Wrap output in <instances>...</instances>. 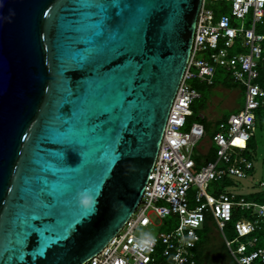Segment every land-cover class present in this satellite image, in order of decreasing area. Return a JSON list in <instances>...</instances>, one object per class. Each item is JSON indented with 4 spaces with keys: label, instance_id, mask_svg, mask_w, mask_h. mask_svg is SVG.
<instances>
[{
    "label": "water",
    "instance_id": "water-1",
    "mask_svg": "<svg viewBox=\"0 0 264 264\" xmlns=\"http://www.w3.org/2000/svg\"><path fill=\"white\" fill-rule=\"evenodd\" d=\"M202 0H0V264H83L143 197Z\"/></svg>",
    "mask_w": 264,
    "mask_h": 264
},
{
    "label": "built area",
    "instance_id": "built-area-1",
    "mask_svg": "<svg viewBox=\"0 0 264 264\" xmlns=\"http://www.w3.org/2000/svg\"><path fill=\"white\" fill-rule=\"evenodd\" d=\"M263 21L264 0H202L187 68L141 202L116 236L83 264H196L195 249L207 223L222 232L237 264H264V247H258V234L264 233V181L254 200L209 191L212 183L230 175L248 177L254 168L250 143L257 111L264 107L259 82L264 33L258 30ZM235 45L240 52H232ZM219 68L246 85L245 106L219 123L213 135L215 159L199 163L194 149L204 140L207 126L206 116L199 113L187 127L194 103L202 97L191 81L200 78L213 85ZM239 209L252 211L253 217H239L234 223L237 236L229 240L225 227ZM153 214L163 220L162 229L156 235L138 236L139 228L154 224Z\"/></svg>",
    "mask_w": 264,
    "mask_h": 264
},
{
    "label": "rangeland",
    "instance_id": "rangeland-1",
    "mask_svg": "<svg viewBox=\"0 0 264 264\" xmlns=\"http://www.w3.org/2000/svg\"><path fill=\"white\" fill-rule=\"evenodd\" d=\"M210 7L216 9L217 4H212ZM249 20L246 21L247 25H250ZM240 51L241 48L238 45H235L232 49L233 53ZM218 70L219 72L213 85L202 82L200 78H195L191 81L193 86L203 94V97L195 101L193 109L205 115L207 120V124L205 123L207 125V134L204 140L194 149V159L199 163L215 159L216 146L213 142V135L218 130L219 123L232 114L239 112L245 106L246 85L242 81L235 80L233 75L227 73V71L221 68ZM194 119L195 117L190 118L187 127L190 126ZM253 140L255 145L250 148V156L254 163V168L250 175L245 178L230 175L227 180L212 183L209 188L211 193L226 192L234 195L236 200H240L242 197L254 200L256 195L262 191L261 182L264 181V127H257ZM239 217L252 218L253 212L246 209H239V212H236L233 221L225 227V235L229 240H233L237 236L234 223ZM151 218L154 224L139 228L136 232L138 236L156 235L162 229L160 226L163 220L154 214L151 215ZM260 232L263 233V231ZM206 236L208 244L204 248V264H236L222 232L217 229L214 223L209 225ZM259 236L261 239L262 234ZM236 246L237 243H234L233 247L236 248Z\"/></svg>",
    "mask_w": 264,
    "mask_h": 264
},
{
    "label": "trees",
    "instance_id": "trees-1",
    "mask_svg": "<svg viewBox=\"0 0 264 264\" xmlns=\"http://www.w3.org/2000/svg\"><path fill=\"white\" fill-rule=\"evenodd\" d=\"M261 29V31H260ZM258 30L260 32H263L264 33V21L262 24L259 25V28ZM259 69H260V77H259V82L261 83V85L264 87V55H263V59L261 60V63L259 65ZM219 72V70H218ZM218 72H217V75H218ZM216 75V77H217ZM215 77V78H216ZM215 83V82H214ZM202 97H203V94H202ZM195 105V103H194ZM257 127H264V107L263 108H260L258 111H257ZM199 114V112H197L196 110H194V116L193 117H197ZM205 123H206V119L204 120ZM207 124V123H206ZM207 126V125H206ZM254 139V138H253ZM255 145V141L252 140V142L250 143V147L254 146ZM216 156V155H215ZM209 162V161H208ZM172 220V219H170ZM237 220V219H236ZM235 220V221H236ZM165 229H169V228H166ZM209 229V224L207 223L204 227V229L201 231V241L198 243L197 247H196V264H204L203 262V256L205 255L204 253V248L207 246V236H206V232L208 231ZM261 239L262 241L259 242L258 244V247H264V233H261L259 232L258 236L261 235ZM205 258V257H204ZM236 262V261H235ZM164 264H168V262L166 261ZM237 264V263H236ZM254 264H262L261 261H256Z\"/></svg>",
    "mask_w": 264,
    "mask_h": 264
}]
</instances>
